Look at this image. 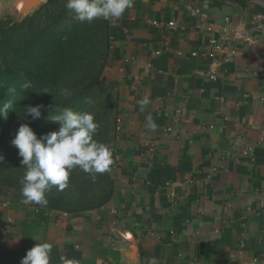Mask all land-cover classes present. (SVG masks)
<instances>
[{
	"label": "crops",
	"instance_id": "crops-1",
	"mask_svg": "<svg viewBox=\"0 0 264 264\" xmlns=\"http://www.w3.org/2000/svg\"><path fill=\"white\" fill-rule=\"evenodd\" d=\"M109 25L112 196L51 211L34 237L78 264H264V0H135ZM3 204L0 230L19 248L34 207Z\"/></svg>",
	"mask_w": 264,
	"mask_h": 264
},
{
	"label": "trees",
	"instance_id": "trees-1",
	"mask_svg": "<svg viewBox=\"0 0 264 264\" xmlns=\"http://www.w3.org/2000/svg\"><path fill=\"white\" fill-rule=\"evenodd\" d=\"M65 3L46 0L20 21L0 18V107L9 101L13 104L6 119L0 116V193L3 188L12 189V202L20 205H24L21 180L26 169L12 140L21 124L39 138L59 130V124L48 120L59 109L88 112L99 124L94 139L114 150L116 103L113 106L109 97L113 85L101 82L111 49L109 21L78 22L65 10ZM61 88L69 89L71 95L61 96ZM36 106L41 115L33 119L26 109ZM113 190L108 172L90 174L74 168L64 190L54 186L46 194V207L24 205L34 210L21 224L22 244L13 248L0 241V264H20L28 250L45 242L34 236L48 223L51 211L73 215L101 208ZM50 264H64L54 245Z\"/></svg>",
	"mask_w": 264,
	"mask_h": 264
},
{
	"label": "clouds",
	"instance_id": "clouds-1",
	"mask_svg": "<svg viewBox=\"0 0 264 264\" xmlns=\"http://www.w3.org/2000/svg\"><path fill=\"white\" fill-rule=\"evenodd\" d=\"M135 0H66L65 10L78 22L91 23L96 19L106 21L120 19L134 6ZM14 92V88H9ZM60 95L68 97L71 91L59 90ZM141 112L148 105L147 99L137 101ZM11 101L0 107V116L7 118ZM26 112L38 119L40 106L28 107ZM48 120L60 125L58 131L49 132L39 138L26 124H21L12 140L22 157L21 165L25 173L21 180V203L46 207V194L57 187L62 191L67 187L71 171L79 167L85 173L103 174L110 170L113 163V152L110 146L94 139L99 124L94 115L88 112H76L70 107L61 108L57 114L48 116ZM145 127L155 132L158 125L151 114L145 116ZM52 245L47 242L36 243L27 251L20 264H50ZM64 264H78L75 259L64 258Z\"/></svg>",
	"mask_w": 264,
	"mask_h": 264
},
{
	"label": "water",
	"instance_id": "water-1",
	"mask_svg": "<svg viewBox=\"0 0 264 264\" xmlns=\"http://www.w3.org/2000/svg\"><path fill=\"white\" fill-rule=\"evenodd\" d=\"M44 3L45 0H0L1 6L5 4L9 6L11 13L15 16L13 17L14 21H20L26 16L33 14ZM119 234L127 242L126 258L130 259L129 261L131 262H138L139 253L134 243V237L129 233L119 232Z\"/></svg>",
	"mask_w": 264,
	"mask_h": 264
},
{
	"label": "rangeland",
	"instance_id": "rangeland-1",
	"mask_svg": "<svg viewBox=\"0 0 264 264\" xmlns=\"http://www.w3.org/2000/svg\"><path fill=\"white\" fill-rule=\"evenodd\" d=\"M8 17H10V19L13 20V17H15V16L11 13L8 5H6V4L4 6L0 5V18L6 19ZM109 95H110L109 97H111L110 100L114 106L115 105L114 103H116V102H115L113 90H111V91L109 90ZM114 111H115V107H114ZM114 129H115V124H114ZM13 194H14V191L12 189L3 188L1 193H0V203L16 204V203L12 202ZM10 237L11 236L8 234L7 228L6 229L2 228L0 230V241H8V240H10L9 239Z\"/></svg>",
	"mask_w": 264,
	"mask_h": 264
},
{
	"label": "built area",
	"instance_id": "built-area-1",
	"mask_svg": "<svg viewBox=\"0 0 264 264\" xmlns=\"http://www.w3.org/2000/svg\"><path fill=\"white\" fill-rule=\"evenodd\" d=\"M199 11L198 10H195V11H193L192 13L193 14H196V13H198ZM154 24H157L156 22H154ZM166 26L168 27V28H171V29H174L175 27H176V23L175 22H169V23H167L166 24ZM211 44H212V48H211V50H210V52H209V57H213L214 55H215V53H216V51H217V45L215 44V41H211ZM159 52H157V54H158ZM195 55V54H194ZM125 62H127V61H125ZM209 77H210V79H212V80H215L216 79V76L215 75H213V74H210V75H208ZM116 125H117V127H116V129L117 130H119V123H120V121H119V119H117V121H116ZM167 130H171V128L169 127ZM2 205H4L3 203H0V206H2ZM243 246H244V244L243 243H241V245H240V247L241 248H243ZM64 256H60V260L62 261V262H64Z\"/></svg>",
	"mask_w": 264,
	"mask_h": 264
}]
</instances>
